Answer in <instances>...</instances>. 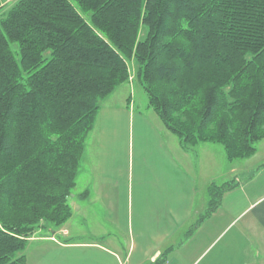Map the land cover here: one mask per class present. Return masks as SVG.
Returning a JSON list of instances; mask_svg holds the SVG:
<instances>
[{
  "label": "trees",
  "instance_id": "obj_1",
  "mask_svg": "<svg viewBox=\"0 0 264 264\" xmlns=\"http://www.w3.org/2000/svg\"><path fill=\"white\" fill-rule=\"evenodd\" d=\"M0 12V264H25L36 231L72 217L87 139L132 64L184 147L233 160L264 139V0H0ZM234 187L208 186L187 236Z\"/></svg>",
  "mask_w": 264,
  "mask_h": 264
},
{
  "label": "crops",
  "instance_id": "obj_2",
  "mask_svg": "<svg viewBox=\"0 0 264 264\" xmlns=\"http://www.w3.org/2000/svg\"><path fill=\"white\" fill-rule=\"evenodd\" d=\"M118 89L102 101L86 142L74 227L71 217L58 231L35 233L25 264H155L166 251L163 264H264V141L229 174L224 149L184 147L149 105L137 104L132 84ZM227 175L235 187L187 236L207 209L208 186Z\"/></svg>",
  "mask_w": 264,
  "mask_h": 264
},
{
  "label": "rangeland",
  "instance_id": "obj_3",
  "mask_svg": "<svg viewBox=\"0 0 264 264\" xmlns=\"http://www.w3.org/2000/svg\"><path fill=\"white\" fill-rule=\"evenodd\" d=\"M18 0H2V3H3V5H4V11H7V10H9L16 2H17ZM0 15H1V12H0ZM1 17V16H0ZM12 48H13V50L14 51H18V45L16 44V43H14L13 45H12ZM17 58H19L18 56H17ZM131 68V74H132V76H131V83H132V86H134V91H135V97H136V102H137V104L139 105V106H141V107H146V106H148L149 105V103H148V96H147V93L145 92V90L140 86V85H138V83L137 82H135V80H133V79H135V75H134V72H135V65L134 64H132L131 66H130ZM119 88V87H118ZM117 88V89H118ZM116 89V91H115V93H121V89H118L117 90ZM134 91H133V93H134ZM264 141V139L263 140H261L260 142H258V144H257V151H258V147H259V145L262 143ZM210 144H212V143H210ZM215 145H218L219 147H221L222 149H224L223 148V146L222 145H219V144H215ZM224 152H225V149L223 150ZM257 151H256V153L255 154H253L252 156H250V157H246V158H240V159H233V160H229L228 158H227V155H226V152H225V155H226V159H227V170H228V172H229V167L230 166H228V165H235L236 164V162H240L241 164H243V163H249L250 161H251V159L253 158V157H255V156H257ZM250 160V161H249ZM253 160V159H252ZM228 163H231V164H228ZM83 164V163H82ZM85 165H87L86 163H84L83 165H81V167H80V173H79V175H78V178H77V186L78 187H76L73 191H72V193H71V195H70V197H69V200H70V203H71V205H73V201L75 200V198L77 197V195L79 194V193H81V188H82V186H81V184L85 181V176H84V170H85ZM247 165L248 164H243V166H242V168H246L247 167ZM233 167V166H232ZM224 168V165L221 163L220 164V166L217 168V169H220V170H222ZM229 174H232V171H230L229 172ZM228 177V181H232V183L233 184H235V180H232L235 176H232V175H227ZM228 181H226V182H228ZM222 182H224V181H222ZM226 182H224V183H226ZM212 183H214V182H212ZM224 183H221V184H219V185H222V184H224ZM208 193V192H207ZM209 198V197H208ZM74 221H75V217H72V219H71V223H72V227H74ZM58 229L59 228H57V227H55V226H53V225H48V226H46V227H43V228H40V229H38L37 231H36V233L38 234V235H40V234H44V235H49V234H51V233H53L54 231H58ZM86 229L89 231V229H90V226L88 225L87 227H86ZM81 230H82V234H84L85 235V227L83 226L82 228H81Z\"/></svg>",
  "mask_w": 264,
  "mask_h": 264
}]
</instances>
